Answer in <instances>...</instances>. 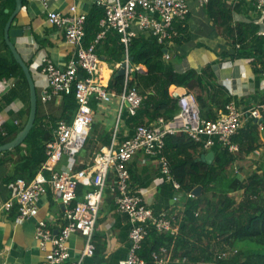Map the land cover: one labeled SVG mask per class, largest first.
<instances>
[{"label":"built area","instance_id":"2783aa9c","mask_svg":"<svg viewBox=\"0 0 264 264\" xmlns=\"http://www.w3.org/2000/svg\"><path fill=\"white\" fill-rule=\"evenodd\" d=\"M47 7V0H39ZM102 7L103 16L99 20L100 30L93 41L85 44V23L87 15L77 12L75 6L70 13L63 14L54 10L47 11V21L62 31L65 40L72 45V56L65 68L55 66L49 58L42 56L40 60L33 58L27 63L30 71L41 73L47 81L41 100L47 101L52 96L73 94L76 111L71 121L59 119L53 127V139L45 142L46 158L40 169L29 180L17 178L11 184V193L1 205L9 210L16 205V220L21 223L26 218L37 214V200L50 186L55 197L64 206L63 223L55 233L47 219H39L35 225V237L42 249H46L41 264H63L69 257L67 240L73 233L84 238L83 248L78 261L93 256L96 250L94 230L103 193L110 173L114 176V203L117 210L123 213L129 223L128 251L118 264H146L138 254L142 241L152 227L159 233L175 234L180 227L178 213L167 210L154 211L142 198L141 193L130 187L129 162L138 152L155 157L164 181L175 191L173 200L179 202L181 195L180 182L171 173L169 162L163 152L165 137L178 132L202 145L206 151L219 143L229 150L236 151L237 145L231 137L241 127L245 114L250 120L264 118V101L258 102L242 110L234 102L226 104L215 119L201 117L199 106L193 93L181 86L171 85L169 95L176 101L178 111L170 118L158 116L150 123L137 124L131 136L120 142L112 138L107 145L100 146L92 163L82 169L56 170L54 166L63 157L76 155L85 145L93 121L90 100L98 103L116 99L121 107L126 105L128 113L134 115L142 102V96L136 87L130 84L132 74L139 65H128L127 54L119 68L125 63L123 88L119 93L107 89V84L100 78V57L95 52V44L106 37L109 32H116L119 41L127 48L131 39L141 32L152 34L157 41L166 46L174 38L176 32L173 24L183 20L188 13L186 0H92ZM208 0H200L205 4ZM250 1L255 9L264 10V0ZM264 41V23L256 31ZM165 53V58H168ZM8 79L0 81V96L13 86ZM1 98V97H0ZM14 119V123H18ZM259 122V121H257ZM263 129L262 126H259ZM49 172V176L45 174ZM233 172L239 175L234 167ZM240 176V175H239ZM241 178V177H240ZM84 185L87 190L81 200H77V188ZM186 196H193L192 191ZM227 254V253H226ZM220 256H225L221 254ZM153 264H169L167 249L160 247L151 252ZM0 264H3L0 262Z\"/></svg>","mask_w":264,"mask_h":264},{"label":"trees","instance_id":"16d2710c","mask_svg":"<svg viewBox=\"0 0 264 264\" xmlns=\"http://www.w3.org/2000/svg\"><path fill=\"white\" fill-rule=\"evenodd\" d=\"M14 6L15 0H0V81L8 79L14 84L0 96V110L3 105L19 98L24 106L17 114H13L15 117L12 121L0 122V145L11 140L21 130L29 111L27 80L4 40V26ZM5 8L8 9L7 12ZM204 8L213 23L223 29L231 39V54L249 59L258 72L262 71L264 54L252 43L254 36H257V25L233 21L234 7L225 0H208ZM102 16V7L94 4L86 18L85 44L96 37ZM184 20H177V24L173 25L174 31L177 32L174 40L177 42L188 38ZM101 42L102 39L95 44V52L99 56L102 52L106 54L105 60L121 62L127 54L132 65L146 67V71L135 69L130 81L142 96L140 107L134 115H130L135 125L145 123L139 118L142 114L147 115L146 122L150 123L158 116L170 119L178 111L176 101L169 95L170 85L181 86L194 94L201 117L211 120L217 117V111L212 108L217 102L215 93L213 92L209 99L206 98L204 84L198 79L196 71H176L173 62L165 59V45L158 42L154 35L139 33L131 39L127 48L119 41L116 32H109L103 38L105 45L102 49L99 47ZM203 73L206 78L212 76L208 66L203 68ZM122 88L123 75H112L107 89L119 93ZM62 96L65 113L74 115L77 107L74 95ZM230 101L229 97L225 98L217 108L224 111ZM14 119H18V123H14ZM55 122L53 118L47 120L40 115L38 103L33 126L24 141L12 149L0 152V167L8 158V154H16L12 174L3 178V185L9 194L11 184L17 178L29 181L40 169L46 158L45 142L53 139L52 129ZM263 131L264 118L259 122L250 120L248 126L240 127L231 137V141L237 145V150L231 151L227 146L217 143L211 148L214 157L210 163L199 159L202 153L207 152L202 145L184 133L168 134L165 137L163 152L168 159L172 175L180 182L179 201L183 209L179 214L180 227L177 233H159L152 227L149 229L138 252L146 264H153L151 252L160 247L167 249L169 264H264V140H261ZM254 151H260V171H252L245 179H241L234 172H228L236 161L244 159ZM196 186L201 187L199 194L186 196V193ZM235 191L241 192L240 199L232 195ZM82 194L79 185L77 197ZM223 253L225 256H220Z\"/></svg>","mask_w":264,"mask_h":264},{"label":"crops","instance_id":"0c3cea01","mask_svg":"<svg viewBox=\"0 0 264 264\" xmlns=\"http://www.w3.org/2000/svg\"><path fill=\"white\" fill-rule=\"evenodd\" d=\"M225 2L234 7L233 21L255 23L256 31L264 23V10L255 9L250 1L225 0ZM186 3L188 13L184 22L187 24L188 38L180 42L174 38L170 40L165 47L169 57L165 59L171 60L174 69L178 72L188 70L197 72L198 79L204 84L206 98L209 99L212 93H215L217 102L212 108L217 111V114L221 112L217 105L228 97L242 110L263 101L264 68L258 72L249 59L231 54L233 52L231 39L207 16L204 4H201L200 0H186ZM71 6H75L77 12L87 15L94 3L92 0H47L45 8L39 0L22 1V6L10 27L21 28L23 31L22 35L16 37L15 45L26 62L30 63L33 58L40 60L42 56H46L55 66L66 67L72 56V45L65 40L62 31L47 21V11L54 10L68 14ZM176 21L174 26L177 24ZM252 43L259 52L264 54V41L260 37L255 35ZM104 45L102 39L99 47L102 49ZM99 57L101 60L100 78L108 84L111 76L118 69L116 64L120 62L105 60L107 55L103 52ZM207 66L211 70V78H206L203 73V68ZM138 67L146 71L145 66L139 65ZM31 74L39 99L40 115L47 120L53 118L55 121L59 119L71 121L74 115L65 113L63 96H52L49 100L42 101L41 95L47 81L33 68ZM23 106L21 98L3 105L0 110V122L12 121L15 117L13 114H17ZM90 106L93 111V121L85 145L74 156L64 154L54 169L76 171L85 168L92 163L100 146L109 144L113 137L120 142L132 135L135 124L132 122L126 105L121 107L120 114L119 102L115 98L106 103H98L91 99ZM139 118L147 123V115L142 114ZM249 124L250 119L245 114L241 127ZM261 140H264V131L261 132ZM255 154L259 155L258 151L236 161L230 169L236 167L237 164L250 162ZM15 159L16 154H8V158L0 167V262L3 264H41L46 249L39 246L35 237L36 222L39 219H47L56 233L63 223L64 206L55 197L50 186H47V191L40 195L36 202L38 211L35 216L28 217L19 223L16 220V205L7 211L3 210L1 205L10 195L3 185V178L12 174ZM128 168L131 189L141 193L143 201L154 211L167 210L173 213L182 211L183 206L180 201L173 200L175 191L168 182L163 180L155 157L138 152L129 162ZM45 174L49 176V172ZM113 186L114 176L110 173L96 219L94 230L96 250L93 256L85 258L81 264H118L127 254L129 223L127 217L115 206ZM80 187L84 194L88 187L84 185ZM83 194L78 195L77 200H81ZM83 244L84 238L80 234H71L67 240L69 257L63 264L78 261Z\"/></svg>","mask_w":264,"mask_h":264},{"label":"water","instance_id":"95a60500","mask_svg":"<svg viewBox=\"0 0 264 264\" xmlns=\"http://www.w3.org/2000/svg\"><path fill=\"white\" fill-rule=\"evenodd\" d=\"M21 6H22V0H15L14 9L10 13V15H9V17L5 23V26H4V40L7 44V46L9 47L13 58L16 60V62L22 68L23 73L25 75V78L27 80L28 88H29V111H28L27 119H26L23 127L21 128V130H19L11 140L0 145V152L12 149L13 147L21 144L24 141V139L26 138L30 129L33 126V123H34V120L36 117V112H37L38 101H37V94H36V90H35V86H34L33 77H32L30 68L28 67L27 63L25 62V60L23 59V57L21 56L20 52L18 51V49L15 45L16 37L22 35L23 31L21 28H11L10 27L15 16L19 12ZM7 11H8V9L5 8V12H7ZM163 52L167 53V49L163 48ZM131 64L132 63L129 61L128 65H131ZM125 66H126V64L122 63L121 66L116 70V72L113 75L114 76L123 75ZM261 120L262 119L260 118L257 121H261ZM254 122H256V120H254ZM213 157H214L213 150H208L207 152L202 153L199 156V159L210 163V162H212ZM200 189H201L200 186L194 187L192 190L193 195L199 194Z\"/></svg>","mask_w":264,"mask_h":264},{"label":"rangeland","instance_id":"374dc122","mask_svg":"<svg viewBox=\"0 0 264 264\" xmlns=\"http://www.w3.org/2000/svg\"><path fill=\"white\" fill-rule=\"evenodd\" d=\"M258 153L259 155L255 154L254 155L255 157L251 158L250 162H247L245 164L242 163V164L236 165L241 179H245L249 174L252 173V171L260 169V165L258 164L260 163L259 161L260 151H258ZM232 169H234V167ZM232 169H229L228 172L232 173L233 172ZM232 195H234L236 199H240L241 192L235 191V192H232Z\"/></svg>","mask_w":264,"mask_h":264}]
</instances>
